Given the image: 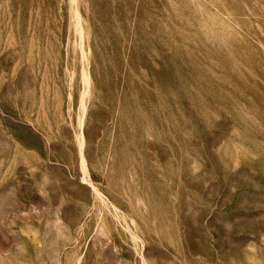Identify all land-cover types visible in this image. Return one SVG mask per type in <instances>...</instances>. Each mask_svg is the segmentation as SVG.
Returning <instances> with one entry per match:
<instances>
[{"label": "rangeland", "instance_id": "374dc122", "mask_svg": "<svg viewBox=\"0 0 264 264\" xmlns=\"http://www.w3.org/2000/svg\"><path fill=\"white\" fill-rule=\"evenodd\" d=\"M0 264H264V0H0Z\"/></svg>", "mask_w": 264, "mask_h": 264}]
</instances>
